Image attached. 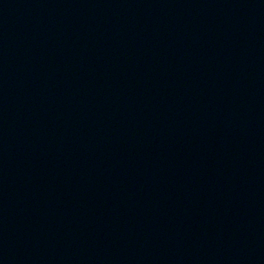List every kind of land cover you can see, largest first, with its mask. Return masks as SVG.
Returning <instances> with one entry per match:
<instances>
[{"label": "water", "instance_id": "water-1", "mask_svg": "<svg viewBox=\"0 0 264 264\" xmlns=\"http://www.w3.org/2000/svg\"><path fill=\"white\" fill-rule=\"evenodd\" d=\"M0 264H264V0H0Z\"/></svg>", "mask_w": 264, "mask_h": 264}]
</instances>
